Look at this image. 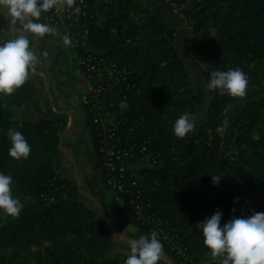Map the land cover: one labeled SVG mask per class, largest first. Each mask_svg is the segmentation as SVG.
<instances>
[{"label": "trees", "instance_id": "1", "mask_svg": "<svg viewBox=\"0 0 264 264\" xmlns=\"http://www.w3.org/2000/svg\"><path fill=\"white\" fill-rule=\"evenodd\" d=\"M80 1L72 5L81 7L80 21L65 22L79 43L63 44L60 66L78 92L101 176L85 179L86 192L64 174L58 156L67 122L49 102L41 106L47 117H25L39 99L36 80L43 83L33 66L21 87L0 93V172L13 177V194L24 205L19 217L0 210V264H124L129 253H115V233L84 201L93 197L104 205V189L139 212L135 239L158 233L166 264H221L197 223L217 210L222 224L253 210L264 213V0H155L175 5L194 29L192 46L204 82L215 70L239 67L249 81L243 97L207 87L201 95L176 46L177 30L146 0ZM43 13L39 22L54 26ZM91 54L116 65L113 95L89 91L102 83L90 79L98 73L78 65ZM184 113L196 124L179 138L174 122ZM224 120L228 128L220 134L216 129ZM9 128L28 140V158L9 155ZM108 148L128 154L113 173L105 165ZM145 160L152 167L139 169ZM212 176L222 179L217 184ZM115 181L123 185L120 194Z\"/></svg>", "mask_w": 264, "mask_h": 264}, {"label": "clouds", "instance_id": "2", "mask_svg": "<svg viewBox=\"0 0 264 264\" xmlns=\"http://www.w3.org/2000/svg\"><path fill=\"white\" fill-rule=\"evenodd\" d=\"M60 2L61 0H0V10L9 13L13 23L16 20L22 23L19 35L0 43V93L12 94L27 81L37 57L25 33L40 36L56 33L55 27L39 22V18L43 12L58 7ZM65 2L69 7L74 4V0ZM75 11L78 13L80 9L77 7ZM63 42L71 45L72 39L69 35H64ZM248 83L247 74L237 67L211 72L206 87L221 94L243 97L247 94ZM228 123L224 120L216 131L223 134ZM195 124V119L184 113L174 122V134L183 138L194 130ZM7 134L11 143L9 155L17 160L28 158L31 145L26 137L14 128H9ZM212 178L217 184L222 179L221 176ZM13 183L10 174L0 172V210L9 216L19 217L24 205L13 194ZM222 217L223 212L217 210L211 217L196 225L202 231L204 244L211 249L212 255L221 257V264H264V213L253 210L250 216H233L223 224ZM163 255V244L158 233L152 231L130 241V251L124 264H158Z\"/></svg>", "mask_w": 264, "mask_h": 264}, {"label": "rangeland", "instance_id": "3", "mask_svg": "<svg viewBox=\"0 0 264 264\" xmlns=\"http://www.w3.org/2000/svg\"><path fill=\"white\" fill-rule=\"evenodd\" d=\"M61 2H62V0H61ZM187 23H188V20H187ZM188 25H189V23H188ZM55 28L57 30H63L66 32V29L64 27H55ZM190 30H191V36L189 37V41H186V46H188V47H186V46L183 47L181 44L182 41L179 43L180 49L181 50L183 49L180 52V54L185 59L190 70L192 71L193 75L195 76L194 80L197 81V86H198V90H199L200 94L204 95L207 92V90H206V84L207 83L204 82L205 81L204 77H202L203 76L202 72L204 69L198 68L196 66L197 59H196V56H195V53L193 50V46H192V41H193V37H194V29L191 27ZM66 69H72V65L67 64ZM43 78H45V81L43 80L42 84L36 80L38 94H39V99L35 101L36 108H33V109L31 108L32 111L30 113H27L28 115L26 114L25 117L29 118L30 120H35V121L37 119H39V117H47L48 113L45 109L46 105H43V107H41L42 103L44 101H46V102H49V104H51L52 109L54 108L52 111L54 112V110H55L54 113L58 114L56 117L61 119V120H65L67 122L66 123L67 129L62 136L63 140H62V144H61V153L58 156V163H59L60 168L63 170L64 174L67 175L75 183L80 185V187L83 188L87 192L88 189L86 187V182H85L86 180L85 179H90V177H92L93 174L94 175L96 174L95 175V177H96L97 174H99V172L96 169L97 158H96V154L93 151L92 146H91L92 141L90 138V134L88 133L89 129H88V127L83 126L84 125V110L80 109V106L82 107V104L80 102L74 101V97H77L76 93H78V92H75L73 90L75 92L74 93L75 96L73 97V100L69 99L66 94L64 97H61L57 93V91L55 90V86L59 85L57 76L53 74L51 76V79H50L49 75L47 76L44 74ZM70 82H71V80H70ZM73 82H75V81L73 80ZM52 88H54V89L52 90ZM259 90L260 89H258L257 92ZM60 94L63 95V93H60ZM77 99H78V97H77ZM77 104L79 105V107ZM60 111L63 113V115ZM63 116H65V117H63ZM202 117H203V120H206L208 118L207 113L204 110L202 112ZM75 130H76V133L74 132ZM85 130L87 131V133H85ZM83 132H84V134H83ZM141 166L142 167H140L139 169L146 168L147 167V161L145 160ZM112 194L114 195V201H113L114 204H117V203L122 204L123 208L127 209L128 212L132 214L134 220L136 219V216H138L137 219L140 218L139 212H136L135 209L128 206L116 194H114V193H112ZM91 198H93V197H91ZM93 200L95 202L99 203L100 210L93 207L92 203L94 204V202L92 201V203H91L90 199H85L84 201L89 207H92L95 210H97V212L100 215L104 211L102 209L105 208V206H106L105 200H104V205L101 204V202L95 198H93ZM122 214H124V213L120 212V215H122ZM111 216H114V214H112ZM104 217L105 216L102 215L103 221L105 222ZM115 217L118 218L120 216H119V214H117ZM129 222L130 223L132 222V224H133L132 220H129ZM109 227H111V226H109ZM111 230L115 233L116 240H117L115 253H117V252L129 253L130 241L135 239L132 235L138 234V230L133 229L130 224L128 226H126V228H124V226H117L116 229L111 227ZM158 264H166V261L161 260L158 262Z\"/></svg>", "mask_w": 264, "mask_h": 264}, {"label": "crops", "instance_id": "4", "mask_svg": "<svg viewBox=\"0 0 264 264\" xmlns=\"http://www.w3.org/2000/svg\"><path fill=\"white\" fill-rule=\"evenodd\" d=\"M146 3L152 12L164 18L171 28L177 30L176 45L179 52H181L183 49L182 50L180 49L179 43L182 41L181 44L183 47H185L186 41H189V37L191 36V30H190L191 27L188 25L184 15L179 12V10L175 5L160 4L157 3L155 0H146ZM21 29H22V23L19 20H16V22L13 23L10 14L7 13L6 11L0 10V43L15 38L16 35L20 34ZM25 34L28 36L30 40V47L37 57L36 63L34 65L36 69L34 73L37 76L41 77L44 81H45V78H43L44 74L47 76L49 75L50 79L53 74L56 75L59 82V85L55 86V90L57 91V93L61 97H64L66 94L69 99L73 100V97L75 96L74 95L75 92L73 91L68 81L66 80L60 66V53L63 49V44H64L63 36L67 35V33L63 30H57L56 33H50L49 37L40 36L38 34L31 32H27ZM53 89L54 88H52V90ZM60 93H63V95ZM74 101L79 102L77 97H74ZM80 109L83 110V107L80 106ZM85 133H87L86 130ZM95 175L93 174V176L90 178L100 179L101 176L100 172L99 174H97L96 177ZM104 190L106 194V198H105L106 206L105 208L101 206L103 208L102 210L104 211L100 214V216L101 217L102 215L105 216L104 217L105 223L113 227L114 229H116L117 226H124V228H126V226L130 224L131 227L135 230L137 229L138 234H140V231L136 225L135 220L133 219L132 214L129 213L127 209H124L122 204L120 203L114 204L113 203L114 195L108 190L106 189ZM89 199L91 203L92 201L94 202V204L92 203L93 207L100 210L99 203L95 202L93 198H89ZM120 212H123L124 214L120 215ZM112 214H114V216H111ZM117 214H119L120 217L116 218L115 216ZM129 220H132L133 224L132 222L130 223Z\"/></svg>", "mask_w": 264, "mask_h": 264}, {"label": "built area", "instance_id": "5", "mask_svg": "<svg viewBox=\"0 0 264 264\" xmlns=\"http://www.w3.org/2000/svg\"><path fill=\"white\" fill-rule=\"evenodd\" d=\"M77 5L83 4V1L81 0L80 2L76 3ZM82 6V5H81ZM80 11L82 10L81 7L77 6ZM75 5L72 7H69L64 0L60 3L58 7H53L52 9H49L45 11L43 14L45 15V20L54 24L53 27H64L66 31L68 30L66 27L65 22H79L80 21V16L79 14L75 11V8H77ZM83 8V7H82ZM79 11V12H80ZM84 27V26H83ZM82 27V28H83ZM67 34L70 36V34L67 31ZM88 34V31L85 32V35ZM72 42L77 43L76 45H73V47H77L79 41L75 39V36H71ZM79 67L81 66H86L88 72L91 73H98L97 76L95 77H90V79L96 80L100 83L98 90H96L93 87H90L89 91L90 92H96V96L105 93L113 95L114 93L112 92L113 88H110L111 82L113 83L115 81V74H116V65L110 64L105 58L98 56L96 54H91L87 56L86 59L82 60L79 59L78 63ZM107 78V79H106ZM110 82V83H109ZM105 84V86H104ZM108 85V86H106ZM114 85V84H113ZM84 98V103L88 104V98L86 96ZM101 118L105 121L106 124L112 125L111 120L112 118L108 115H104L100 113ZM99 120H96V123H98ZM107 160L105 165L107 168L110 170V172H115L117 170L116 167V162L120 161L122 159V156L127 157V153H124L121 155L119 151H117L114 148H108L105 150ZM152 167V164L147 162V167ZM130 167L127 165L126 167L123 166L120 169V172L124 173L126 170H129ZM113 185L117 188V194H120L123 192V185L121 184L120 181H115ZM137 212V210H136ZM140 215V214H139Z\"/></svg>", "mask_w": 264, "mask_h": 264}]
</instances>
